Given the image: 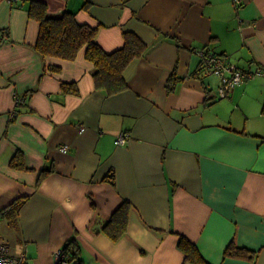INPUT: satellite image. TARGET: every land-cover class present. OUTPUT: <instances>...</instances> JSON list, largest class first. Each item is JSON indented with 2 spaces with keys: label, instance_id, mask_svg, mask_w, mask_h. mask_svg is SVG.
I'll use <instances>...</instances> for the list:
<instances>
[{
  "label": "crops",
  "instance_id": "crops-1",
  "mask_svg": "<svg viewBox=\"0 0 264 264\" xmlns=\"http://www.w3.org/2000/svg\"><path fill=\"white\" fill-rule=\"evenodd\" d=\"M29 1L0 0V243L26 264H54L70 239L82 264H191L185 236L209 264H264V72L221 98L196 52L264 71V0H42L96 27L106 52L123 31L144 42L114 94L95 88L84 48L72 60L34 50ZM17 151L29 170L10 166ZM123 202L112 240L102 227ZM229 243L252 257L225 255Z\"/></svg>",
  "mask_w": 264,
  "mask_h": 264
},
{
  "label": "trees",
  "instance_id": "trees-1",
  "mask_svg": "<svg viewBox=\"0 0 264 264\" xmlns=\"http://www.w3.org/2000/svg\"><path fill=\"white\" fill-rule=\"evenodd\" d=\"M28 14L39 22L37 40L33 46L34 50L43 57L55 56L72 60L84 48L85 58L94 65L95 88L103 89L108 94L118 93L126 88L123 77L124 69L132 59L143 55L146 49L144 42L135 33L123 31V45L114 51L106 52L94 39L97 32L96 27L78 23L70 11L65 10L58 15H52L42 0H30ZM48 69L53 72L60 70L59 66H51ZM60 89L63 93L78 94L75 81H61ZM20 99L22 102L23 99ZM10 166L20 170L30 169L20 151H17L11 158ZM46 171L45 169L42 173ZM129 208V204L123 202L102 227V230L112 240H118L126 231ZM178 247L184 252L186 260L191 264H209L197 246L185 236H180ZM61 249L63 260L67 264H82L80 248L75 239L67 241ZM224 254L236 257H252L253 251L229 243ZM55 264H61V261Z\"/></svg>",
  "mask_w": 264,
  "mask_h": 264
},
{
  "label": "built area",
  "instance_id": "built-area-1",
  "mask_svg": "<svg viewBox=\"0 0 264 264\" xmlns=\"http://www.w3.org/2000/svg\"><path fill=\"white\" fill-rule=\"evenodd\" d=\"M236 2L239 0H235ZM198 55L201 57V67L202 69L209 74H213L218 77V95L219 97L227 96L236 85H238L243 79L250 78L258 74H263V70L260 68L255 69L254 71H244L233 64H231L225 55L218 54L208 49L199 48L196 50ZM16 102L19 103L20 99L15 98ZM84 127H80V131ZM127 140L125 133H120L116 137L117 144H123ZM65 151L66 147H61ZM27 255L26 252H22L19 255H12L10 253V248L5 243H0V264H26ZM61 261V264H67L63 260L62 249L56 251L54 256V264Z\"/></svg>",
  "mask_w": 264,
  "mask_h": 264
}]
</instances>
